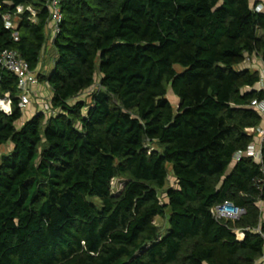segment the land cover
Wrapping results in <instances>:
<instances>
[{
	"label": "trees",
	"instance_id": "1",
	"mask_svg": "<svg viewBox=\"0 0 264 264\" xmlns=\"http://www.w3.org/2000/svg\"><path fill=\"white\" fill-rule=\"evenodd\" d=\"M258 3L61 0L46 75L48 0H0V53L18 50L53 92L52 112L18 126V77L0 65V93L12 101L11 113L0 110V149L14 144L0 158V264H257L264 138L261 161L236 155L254 142L247 129L263 121L250 105L264 99L254 88L262 76L243 67L254 53L264 64ZM97 83L90 102L77 99ZM170 168L177 186L164 203ZM116 177L126 178L118 193ZM225 201L246 212L216 219L213 208ZM167 210L162 234L155 219Z\"/></svg>",
	"mask_w": 264,
	"mask_h": 264
},
{
	"label": "built area",
	"instance_id": "2",
	"mask_svg": "<svg viewBox=\"0 0 264 264\" xmlns=\"http://www.w3.org/2000/svg\"><path fill=\"white\" fill-rule=\"evenodd\" d=\"M61 0H48V6L50 9V19L53 24L54 32L57 33L59 31V22L63 19V13L61 11L60 6ZM257 10H261V5L256 6ZM25 9L30 10L34 15L36 11L33 7L27 6L26 8L23 5L18 7V12L21 13ZM6 27L9 29H13V36L15 40L19 39V32L17 31V23L16 20L12 17V15L6 16ZM0 65L3 68H7L10 71H13L17 74L18 77V88L20 90V101L19 107L24 108L31 102L32 95V86L39 82L38 74L36 70H32L30 68L29 63L21 56L20 52L16 49L6 48L0 53ZM44 110L48 112H52L51 105L47 102L44 103ZM253 108L257 109L261 114H264V99H253L251 104ZM0 110H3L7 113L12 112V101L6 96H2L0 93ZM242 155L239 152L236 155V158H240ZM246 212L245 208L236 206L231 201H225L224 203L218 204L213 208V213L216 219H224V218H232L237 219L242 214ZM264 238V231L261 228L257 229ZM239 232V231H238ZM240 239L243 237H239ZM261 259L264 260V251Z\"/></svg>",
	"mask_w": 264,
	"mask_h": 264
},
{
	"label": "rangeland",
	"instance_id": "3",
	"mask_svg": "<svg viewBox=\"0 0 264 264\" xmlns=\"http://www.w3.org/2000/svg\"><path fill=\"white\" fill-rule=\"evenodd\" d=\"M252 4H254V0H251ZM50 44H47V49L48 52L46 54H48V56H46V62L43 65H40V70L42 71L43 74H49L53 67H54V59H53V52L52 49L49 47ZM176 69L178 71L183 70V67L181 65H176ZM42 84L43 86H46L45 90L42 92L43 94L39 97H35V95L32 93L31 95V102L23 108V112H22V117L17 121V125L21 126L23 125L27 120L31 119L33 117V113H35L34 111L38 110H42L44 108V103L47 102L48 104H51V99H52V88L50 87V85H47V83L44 82H38L37 83ZM98 83L95 84L94 86H92L91 88L85 90L84 92H82L77 99H83L87 102L91 101V93L96 90L98 88ZM168 98L170 99V101L172 102V104L174 105L175 109L178 108L180 99L179 97L173 92L172 88L170 87L168 90ZM149 146L153 149H161L159 143L157 142H152L149 144ZM14 147L13 143H8L6 145H3L0 149V158L1 155L4 153H9ZM234 162L232 163L231 167L233 166ZM230 167V169H231ZM126 181L125 177H116L113 180V191L115 193H118L124 183ZM176 187L177 186V180L175 175L173 174V170L172 168H170V173H169V177H168V181L166 183V186L161 189L159 191L160 194V199L162 202H168V196H167V189L169 187ZM90 200H92L93 202L97 203V205H101V201L98 197H90ZM169 217H170V212L169 210L166 211L165 216H157L155 221L158 224V226L161 228V233H165L167 231V229L169 228ZM240 232H238V236L241 237L242 233L240 234ZM257 264H264V260L263 259H259L257 261Z\"/></svg>",
	"mask_w": 264,
	"mask_h": 264
},
{
	"label": "crops",
	"instance_id": "4",
	"mask_svg": "<svg viewBox=\"0 0 264 264\" xmlns=\"http://www.w3.org/2000/svg\"><path fill=\"white\" fill-rule=\"evenodd\" d=\"M257 1H259L257 6L261 5V7H262L261 10H264V0H254V5L256 4ZM48 30H49L50 37H51L50 38L51 41H49L48 44H50L49 47L52 49V52L54 54L55 53L54 47H53V34L54 33H53L52 22H50V24L48 26ZM47 52H48V49L46 47L45 52L42 56V64L41 65L45 64V62H46V56H48V54H46ZM243 67H249L253 70H258L262 76V80L254 88H256V89L264 88V64H263V60L260 57V55L257 53H254V54L248 56L247 59L245 60V62L243 63ZM44 83H47V82H44ZM47 85H49V84L47 83ZM45 87L46 86H43L42 84H39V85L34 84L32 86V92L35 95V97L41 98L40 96L43 94L42 92L46 89ZM52 94H53V92H52ZM34 112L36 113V112H38V110H36ZM35 113H33V114H35ZM262 116H263V121L260 124V126L247 129L249 133L255 132L256 137L254 139L253 144L250 146L249 150L247 152H241L242 155L253 156L258 161L262 160L261 149H262V143H263V138H264V114H262ZM236 160H237V158H236ZM241 233L242 232H240V234ZM241 237H243V233H242Z\"/></svg>",
	"mask_w": 264,
	"mask_h": 264
}]
</instances>
